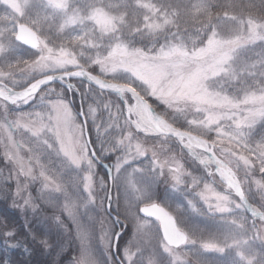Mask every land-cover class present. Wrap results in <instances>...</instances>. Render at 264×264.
Here are the masks:
<instances>
[{
  "label": "snow or ice",
  "instance_id": "snow-or-ice-1",
  "mask_svg": "<svg viewBox=\"0 0 264 264\" xmlns=\"http://www.w3.org/2000/svg\"><path fill=\"white\" fill-rule=\"evenodd\" d=\"M225 25L231 27L225 31ZM20 46L31 50L28 59L12 55ZM96 67L99 73L93 74ZM57 81L80 96L78 113L64 90L53 87ZM149 97L163 104L165 112L156 113ZM29 104L31 111L15 110ZM0 107L5 116L0 129L8 137L4 157L19 169L13 206L36 211V198L23 195L36 181L42 202L56 206L50 197L62 196L63 211L81 240L76 264H100L85 243L88 230L79 222V210L87 214L96 204L97 183L104 193L101 209L104 200L112 204L113 187L125 190L113 227L102 229L106 264H158L157 249L167 254L168 264H176L180 256L182 264H206L193 252L229 250L238 264H264V0L241 5L213 0H0ZM98 109L108 113L107 122L97 123ZM10 111L15 112L12 120L7 118ZM181 119L187 129L176 126ZM93 128L95 140L89 138ZM193 128L214 132L216 139H202ZM21 129L34 138L35 147L14 138ZM173 138L208 176L219 175L222 192L207 182L198 190L202 179L185 172L175 156L160 159L162 152L172 151ZM147 139L155 141L152 147L145 146ZM25 148L27 160L20 155ZM149 153L146 166L125 168L147 160ZM53 154L60 158L59 168L43 160ZM108 154L115 155V162L104 164L107 172L97 182L95 170ZM146 175L185 194L192 213L222 221L228 228L223 239L210 234L203 242L199 230L180 219V205L170 212L150 199L140 182ZM253 186L258 203L250 199ZM121 215L133 238L122 256L112 257L113 248L121 252L113 243L120 238L115 225ZM52 219L64 226L59 215ZM40 243L49 246L47 240ZM190 254L193 260L187 259Z\"/></svg>",
  "mask_w": 264,
  "mask_h": 264
},
{
  "label": "rangeland",
  "instance_id": "rangeland-1",
  "mask_svg": "<svg viewBox=\"0 0 264 264\" xmlns=\"http://www.w3.org/2000/svg\"><path fill=\"white\" fill-rule=\"evenodd\" d=\"M106 2H115V0H106ZM230 27L231 25H225L224 30L227 31ZM255 51L259 52V48H257ZM29 52V50H25L22 46H20L12 53V55L28 59ZM249 56L255 58V53H249ZM96 68L99 70L98 67ZM17 75H19V73H17ZM121 75L123 76L125 74ZM53 87H55L58 92L61 91V89L63 88L60 85H53ZM64 92L67 96V99L72 102L71 107L73 109V112L78 113L79 107L76 103V94L72 92L70 98V95L66 91ZM149 99L159 109V113L165 112V106L163 104H161L159 101H156L155 98L149 97ZM12 108L15 109V106H12ZM15 110H23L24 112H28L32 109L31 105L29 104L21 105L20 109ZM84 110L87 111V106L84 107ZM14 117L15 112L10 111L7 117L8 120H12L14 119ZM189 118L191 119L193 118V116L190 114ZM4 119V108L0 107V123H3ZM107 120L108 113L106 111L103 112V109H98L97 123H105L107 122ZM78 122L82 123L79 117ZM88 123L91 125V119H89ZM180 124H184L182 119L177 122L176 125L180 126ZM187 127L188 126L184 124V128L187 129ZM113 131L118 134L117 130L113 129ZM259 131L260 129L258 127V132ZM193 134L205 139H216V134L214 132L202 134L201 130L196 128H193ZM139 135L143 139V135ZM91 136L93 137V140L96 139V133L94 128L92 129ZM14 138L17 141H28L30 143H33V146L35 147L34 138H30L29 134L25 133L23 129H21L19 132H15ZM89 138L91 139V137ZM154 143L155 141L153 139H147L145 141V146L152 147ZM7 144V134L3 129H0V202L6 207V209H4L3 211L8 213V215L11 217L10 220L14 222L13 224L12 221H9L8 225H6L5 222H2L3 225L0 228V264H8V256L12 252H21L23 257H27L30 254L29 248H27V246H25L24 243L20 239H18L20 236L23 235L26 237L27 234L30 237V240L36 238L34 240L39 243L41 240H48V238L46 237V233L42 232L40 233V238H38L37 236L35 237L36 233H38V229H42L43 231H50L52 235L54 234L55 236H57L56 239L55 237H52V240L56 241V246H53V248H57V255L55 256V260L59 261V259L62 258L61 260L64 261L63 264H70L73 258L79 255V251L81 248V240L78 237V230L76 224L73 222L72 218L68 215V213L63 211V204L65 203L63 197H59V194L50 197V200L53 203L56 202V206H52V204L50 203L46 204L42 202L38 198V189L41 185L39 181H36L29 183L28 190L23 193L24 196H27L29 193H31L32 197L36 198V211H33L32 208L27 206H25L23 209L18 206H13V194L16 191V173L19 171V169L16 168L13 164L9 163L4 157L5 147ZM169 147L172 149V151L162 152L160 155V159L165 160L171 158L172 156H175L179 163L183 165L185 172H191L193 176L202 179L198 190L203 189L205 182L210 183L212 188L215 189L217 192H222L224 190V186L220 179L216 175L208 176L207 172L204 170L202 165H200L196 160H194L185 150L181 151V146L178 144V142L175 141V139L169 141ZM97 151H99V148H97ZM196 152L200 153L201 151L196 150ZM217 153L219 154V149H217ZM20 155L24 160H27L30 153H28L27 148H25L21 151ZM115 158V155L108 154L105 157L103 163H114ZM43 160L44 162H48L50 160V166L54 169L59 168L60 166V158H57L54 154L50 157H44ZM150 160L151 153H149L147 160H144L142 158V160L134 161L130 165H126L125 168L128 169L130 167L140 165L146 166ZM211 168L213 170V166H211ZM95 171L97 173L96 181L98 182L100 177L106 174L107 169L98 164ZM68 174L72 175L74 174V172L72 170H69ZM238 177L240 179L244 177V171L242 169L239 171ZM256 177L258 179L260 178V173L258 172V170L256 172ZM19 179L23 183L25 177L20 176ZM185 179H187L189 182L191 181V177H185ZM140 182L146 186L149 198L155 200L156 203L162 205L168 211L171 212L173 208H175L177 205H180L183 209L180 213V219L184 221V224L192 226L195 229L199 230L198 235H200L203 242L209 241L210 234L216 235L217 237L223 239L224 235L228 232V228L224 225L222 221L218 219H212L207 216L196 215L190 210H188L185 200V194L173 191L163 180H153L151 176L146 175L140 178ZM107 183L109 184V181H107ZM96 192L98 194L96 204L89 206L87 214H84L85 210L83 208L79 210V222L80 224L86 226L89 233V237L85 240V243L89 244L92 247L96 258L100 261V264H106L109 254L105 252V247L104 244L101 242L100 237L102 235V229L106 230L113 227L111 222L114 221V219L111 218L109 213L106 211V206L108 203L107 200H104L103 209H101L100 207V198L103 197L104 193L100 190L98 183L96 184ZM111 195L112 204L109 206V212L112 213L116 219L118 211V199L119 207H123V198L125 196L124 187L118 186L117 189L113 187ZM249 195L250 199H254L257 203L260 201V195L256 193V189L254 186L252 188V192ZM17 202L19 205H23L24 203L23 199L19 198ZM172 214L174 216L176 215L175 212H173ZM54 215L60 216V218L64 222L63 227H59L58 224H55L53 222L52 217ZM89 217H92L93 219L90 220ZM120 221L121 222L119 225H115V231L120 232V238L117 243L121 248V252H116V254L122 256L123 248L126 247L128 245L129 240L133 238V230L131 225L124 220L122 215L120 217ZM16 224H19L18 227ZM5 226H8V228H6ZM156 227H159L157 222ZM6 230H14L13 235L9 237L4 236L3 233ZM33 232L35 234L34 238ZM183 250L188 251L187 248H184ZM157 251L159 252V255L157 256L158 264H168L169 258L167 254L163 253L159 249H157ZM1 255L3 256V258H1ZM110 255L114 257L113 251H111ZM193 255L195 257L201 258L203 261L206 262V264H238V258L231 250L226 251L225 253H201L199 251H194ZM184 259L185 258L183 256H180L176 264H182ZM187 259L193 260L194 258L190 254ZM59 264L62 263L59 262Z\"/></svg>",
  "mask_w": 264,
  "mask_h": 264
},
{
  "label": "trees",
  "instance_id": "trees-1",
  "mask_svg": "<svg viewBox=\"0 0 264 264\" xmlns=\"http://www.w3.org/2000/svg\"><path fill=\"white\" fill-rule=\"evenodd\" d=\"M216 2H220V3L231 2V3L237 4V5H241V4L250 3L251 0H213V3H216ZM190 23H195V22L190 21ZM141 43H144V42L141 41ZM98 73H99V70L96 68V70L93 74H98ZM73 83L75 84L77 82L73 81ZM55 86H57V85L55 84ZM62 89L68 93V91L65 88H62ZM112 99H113V101H116L115 97H112ZM148 100H149V103L152 105V107L159 113V109L153 104V102L149 98H148ZM79 102L81 105L80 96L76 95L77 105L79 104ZM89 102H91V101H89ZM85 106H87V104H85L84 107ZM176 126H178V125H176ZM184 129H186V128H184ZM90 137L93 140V137L92 136H90ZM4 207L5 206L0 202V228L3 225L2 222H5L6 225H8L9 221H12V220H10L11 217L8 215V213L3 211L4 209H6V207L5 208ZM12 223L14 224L13 221H12ZM19 224H16L17 227ZM41 232L46 233V235H47L46 237L48 238V240H47L48 245H49L48 247H45L43 244L34 240V239H36V238H34V235H35L34 232H33V238L34 239H32V240H30V237L27 234H26V237L22 235L18 239H20L24 243V245L27 246V248H29L30 254L27 257H25V256L23 257L21 252H12L8 256V264H57V262H58V264H59V262L63 264L64 261L61 260L62 258H60L59 261L55 260V256L57 255V248L56 249L53 248V246H56V241L52 240V237H55V239H56L57 236H55L54 234L52 235L50 233V231H43L42 229H38V233H36L35 237L37 236L38 238H40ZM1 258H3L2 255H1Z\"/></svg>",
  "mask_w": 264,
  "mask_h": 264
},
{
  "label": "water",
  "instance_id": "water-1",
  "mask_svg": "<svg viewBox=\"0 0 264 264\" xmlns=\"http://www.w3.org/2000/svg\"><path fill=\"white\" fill-rule=\"evenodd\" d=\"M22 47H24L25 49H27V46H22ZM27 50H30V49H27ZM72 81H77L76 79H73ZM71 81V82H72ZM55 84H59V85H61V83L59 82V81H57ZM61 86H63L64 88H66V85H61ZM67 89V88H66ZM19 90V89H18ZM154 109V108H153ZM81 110V107L79 108V111ZM157 113V112H156ZM79 118H80V120H81V122L83 123V121H84V117L83 116H79ZM142 134V133H141ZM143 135V134H142ZM195 135V134H194ZM200 138H202V137H200ZM175 139V138H174ZM202 139H204V138H202ZM187 153H188V150L187 149H184ZM196 150H199V151H203L202 149H196ZM191 156V155H190ZM192 157V156H191ZM193 158V157H192ZM194 159V158H193ZM195 160V159H194ZM198 163H199V161L198 160H196ZM100 165L101 166H103L104 167V163H100ZM213 166V171L215 170V165L213 164L212 165ZM105 168V167H104ZM216 176L220 179V177H219V175L218 174H216ZM109 185H111V181H109ZM238 199V198H237ZM109 204L107 203V207H106V211L109 213V215L111 216V218H113L114 220H115V217H114V215L112 214V213H110L109 212ZM162 206V205H161ZM163 207V206H162ZM165 210H167V209H165ZM168 211V210H167ZM153 220H154V218H152ZM158 223V222H157ZM159 225V224H158ZM161 235H162V232H161ZM114 243H117V240H115L114 239ZM112 251H113V254H114V257H116L117 256V254H116V250H115V248H113L112 249ZM117 263L119 264V262L117 261Z\"/></svg>",
  "mask_w": 264,
  "mask_h": 264
},
{
  "label": "clouds",
  "instance_id": "clouds-1",
  "mask_svg": "<svg viewBox=\"0 0 264 264\" xmlns=\"http://www.w3.org/2000/svg\"><path fill=\"white\" fill-rule=\"evenodd\" d=\"M79 254H80V251H79ZM79 257V255L78 256H75L74 258H73V260L70 262V264H76V261H77V258Z\"/></svg>",
  "mask_w": 264,
  "mask_h": 264
}]
</instances>
